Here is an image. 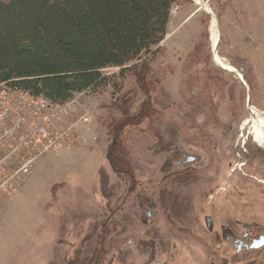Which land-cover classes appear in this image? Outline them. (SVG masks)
Returning a JSON list of instances; mask_svg holds the SVG:
<instances>
[{"label": "rangeland", "instance_id": "1", "mask_svg": "<svg viewBox=\"0 0 264 264\" xmlns=\"http://www.w3.org/2000/svg\"><path fill=\"white\" fill-rule=\"evenodd\" d=\"M201 2L208 13L196 0L173 6L151 65L156 119L124 132L134 182L111 171L100 124L114 113L100 106L136 91L133 79L116 82L120 93L106 85L74 95L62 103L74 107L59 125L71 128L67 143L0 193V264H68L91 256L101 238L100 264H264V249L235 248L243 233L236 221L255 222L254 234L264 235V154L253 140L242 144L247 92L214 63L210 44L213 15L217 54L244 77L264 119V0ZM141 99H132V112Z\"/></svg>", "mask_w": 264, "mask_h": 264}, {"label": "trees", "instance_id": "2", "mask_svg": "<svg viewBox=\"0 0 264 264\" xmlns=\"http://www.w3.org/2000/svg\"><path fill=\"white\" fill-rule=\"evenodd\" d=\"M181 1L0 0V85L62 104L98 86L120 93L116 82L132 78L136 91L100 106L114 112L100 123L110 141L104 158L118 179L132 184L135 166L123 135L156 119L148 98L151 65L168 34L172 8ZM108 68L118 74L103 75ZM137 98L144 100L132 112ZM102 243L88 258L68 264H100Z\"/></svg>", "mask_w": 264, "mask_h": 264}, {"label": "built area", "instance_id": "3", "mask_svg": "<svg viewBox=\"0 0 264 264\" xmlns=\"http://www.w3.org/2000/svg\"><path fill=\"white\" fill-rule=\"evenodd\" d=\"M73 108L71 104H52L28 92L0 93V193L26 176L44 153L67 143L71 128L60 129L59 125ZM14 164L19 167L5 175Z\"/></svg>", "mask_w": 264, "mask_h": 264}, {"label": "flooded vegetation", "instance_id": "4", "mask_svg": "<svg viewBox=\"0 0 264 264\" xmlns=\"http://www.w3.org/2000/svg\"><path fill=\"white\" fill-rule=\"evenodd\" d=\"M249 104H251V99L249 101ZM246 109H247V106H246ZM247 111L249 112V118L244 122L243 126L240 128L241 132L244 131L247 127H250V125L248 123L251 122V120L253 119V113L258 115L257 114L258 112H256V110L254 108H252L251 105H250V110L247 109ZM244 132L245 133L241 134V137L243 139V141H242L243 146L247 145V143L252 141V137H250L249 132L248 131L247 132L244 131ZM259 148H261V147H259ZM261 151L264 154V149L261 148ZM250 154H251V152H250ZM245 164L246 163H244L243 166ZM205 221L207 223H210L211 219L209 217H207ZM235 226L242 228V230H243V233L237 239L238 241L237 240L235 241V244H236L235 248L238 252H241V251H245V252L259 251V250L264 249V235L263 234L255 235L253 232V228H256L258 226L257 223H255V222L242 223V222L236 221Z\"/></svg>", "mask_w": 264, "mask_h": 264}, {"label": "bare ground", "instance_id": "5", "mask_svg": "<svg viewBox=\"0 0 264 264\" xmlns=\"http://www.w3.org/2000/svg\"><path fill=\"white\" fill-rule=\"evenodd\" d=\"M196 4L199 5L200 8H202V10H204V12H206V13L209 12V10L206 9L205 6L202 4L201 0H196ZM219 41H220V33H219V30L217 31V26L215 25V21L213 18L211 20V24H210V44H211V51H212L213 57H214L213 61L216 65H218L220 68H222V70L235 74L237 76V78L239 79V81L241 82V76H242L241 73H239L232 66L228 65L222 58H220L218 56L217 48L219 45ZM215 51H216V54H215ZM234 71L237 72L238 74L234 73ZM250 123H251V126L249 128V132H250V135L252 137L253 142L257 146L264 149V119L261 118L259 115H256L253 113V119L248 124H250Z\"/></svg>", "mask_w": 264, "mask_h": 264}, {"label": "water", "instance_id": "6", "mask_svg": "<svg viewBox=\"0 0 264 264\" xmlns=\"http://www.w3.org/2000/svg\"><path fill=\"white\" fill-rule=\"evenodd\" d=\"M212 17L214 18V21H215V25L217 26V31H218V25H217V20L215 19V17L212 15ZM215 54H216V51H215ZM214 59V57H213ZM222 69V68H221ZM234 73H237L234 71ZM238 74V73H237ZM241 82L242 84L244 85L245 89H246V92H247V99H246V106H247V109L250 108V104H249V101H250V98H249V91H248V86L246 85V82L244 80V78L241 76Z\"/></svg>", "mask_w": 264, "mask_h": 264}, {"label": "crops", "instance_id": "7", "mask_svg": "<svg viewBox=\"0 0 264 264\" xmlns=\"http://www.w3.org/2000/svg\"><path fill=\"white\" fill-rule=\"evenodd\" d=\"M78 136H80V137H78V139H76V141H80V139H83L84 138V134H83V132L81 133H78L77 134ZM75 143H73V144H71L68 148H65V149H63V153L65 154V153H71V151H73V149H74V147H75V145H74ZM26 180V179H25Z\"/></svg>", "mask_w": 264, "mask_h": 264}]
</instances>
